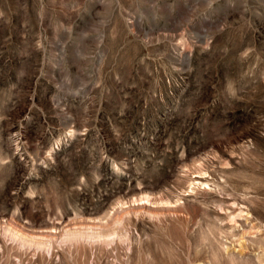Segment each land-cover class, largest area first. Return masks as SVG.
<instances>
[{"label": "rangeland", "instance_id": "rangeland-1", "mask_svg": "<svg viewBox=\"0 0 264 264\" xmlns=\"http://www.w3.org/2000/svg\"><path fill=\"white\" fill-rule=\"evenodd\" d=\"M0 264H264V0H0Z\"/></svg>", "mask_w": 264, "mask_h": 264}]
</instances>
